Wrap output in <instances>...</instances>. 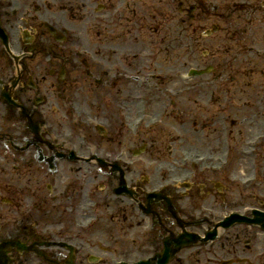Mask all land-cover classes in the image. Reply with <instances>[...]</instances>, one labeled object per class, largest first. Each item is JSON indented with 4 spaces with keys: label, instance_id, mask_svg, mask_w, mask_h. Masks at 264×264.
<instances>
[{
    "label": "flooded vegetation",
    "instance_id": "1",
    "mask_svg": "<svg viewBox=\"0 0 264 264\" xmlns=\"http://www.w3.org/2000/svg\"><path fill=\"white\" fill-rule=\"evenodd\" d=\"M165 118L222 154L169 210L146 199V171L182 149ZM0 247L8 264H264V0H0Z\"/></svg>",
    "mask_w": 264,
    "mask_h": 264
},
{
    "label": "rangeland",
    "instance_id": "2",
    "mask_svg": "<svg viewBox=\"0 0 264 264\" xmlns=\"http://www.w3.org/2000/svg\"><path fill=\"white\" fill-rule=\"evenodd\" d=\"M170 52V51H169ZM178 85H173L172 82H170L169 84H166L163 82V88L167 89L166 92L163 93V96H162V102L163 104H166L167 105V109H169V100L171 99H175V91H172V90H175L177 89ZM177 93V100L178 101H185L186 97L189 95V92H176ZM135 93H130L129 95L130 96H133ZM137 102L138 100L137 99H133L131 100V102ZM156 106L155 103L153 101H146L145 103V107L147 110H153V107ZM138 116V113L136 112L134 114V117L136 118ZM154 117H157L155 115L153 116H150V117H147V120L149 119H152ZM172 123H175L172 119L170 118H165L163 121H162V127H161V131L162 130H167V131H171L173 132V138H175V143L178 142L180 144H185L187 143L188 146L190 148H192L191 146V142L192 140H195L196 138L200 137L201 135H204L203 131H199V132H195L193 131L194 130V126L193 125H189V126H186V128L188 127V131L185 130V128L181 127L179 124H172ZM180 127L181 131H183L182 134L178 133L177 131H175V129L177 127ZM216 132H219V128L215 127V131H210V134H214ZM175 133V134H174ZM178 134V135H176ZM205 136V135H204ZM193 146H196V147H199L200 148V145L198 143H194ZM183 149H180L177 151V154L178 155H175L172 157V163L171 165H167V163H163L164 167H166L167 169H171L172 171L168 172V175L165 176V174L167 172H162L161 173V178L158 180V183L157 182H153L151 183L152 186H154L156 183L157 184H160V183H163L165 182V180H169V182L171 180H174V179H183L185 178L186 176V171L185 170H178L175 168V164H174V160H179L180 163H182V159L183 158H187L191 155H195L194 154V151L192 149H187V150H183ZM181 151V152H179ZM197 153V152H195ZM198 154H201L200 152H198ZM209 154H216L215 156H218L217 159H220L221 158V155L220 153H215V152H205L204 153V158L206 159V156H208ZM159 163H162V162H159ZM158 163V164H159ZM178 163V162H177ZM171 166V167H170ZM185 166V165H184ZM174 169H173V168ZM181 167V166H180ZM246 176H249V174L245 175L244 177ZM151 184H147V188H150Z\"/></svg>",
    "mask_w": 264,
    "mask_h": 264
}]
</instances>
